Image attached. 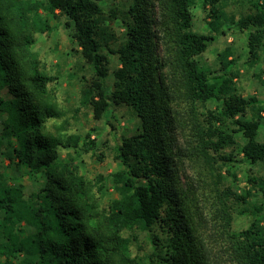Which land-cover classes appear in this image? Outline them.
I'll return each instance as SVG.
<instances>
[{
  "label": "trees",
  "instance_id": "16d2710c",
  "mask_svg": "<svg viewBox=\"0 0 264 264\" xmlns=\"http://www.w3.org/2000/svg\"><path fill=\"white\" fill-rule=\"evenodd\" d=\"M106 1L0 0V149L19 170L42 178L26 196L23 184L0 174V264H264V176L250 174V188L238 193L223 175L236 178L230 168L239 162L238 137L244 162L264 166V105L239 92L231 47L218 54L217 70L200 61L234 26L249 33L247 66L255 68L264 57V1L237 19L225 10L227 0H130L115 17L125 29L120 41L106 23ZM198 4L208 11V34L193 30ZM48 16L65 18L74 52L90 71L82 75L80 107L101 120L112 104L127 106L139 120L116 147L123 169L110 176L116 197L107 202L101 179L61 160V149H94L90 134L48 129L62 115L51 89L58 78L33 50L38 35L55 30ZM108 54L120 62L110 103L102 98ZM187 160L207 170L205 187L224 221L220 231L211 230L198 202V174L182 180ZM256 196L262 201L248 210L251 223L232 229L237 209ZM136 232L147 233V242Z\"/></svg>",
  "mask_w": 264,
  "mask_h": 264
},
{
  "label": "rangeland",
  "instance_id": "374dc122",
  "mask_svg": "<svg viewBox=\"0 0 264 264\" xmlns=\"http://www.w3.org/2000/svg\"><path fill=\"white\" fill-rule=\"evenodd\" d=\"M257 0H227L225 2V10L229 15H235L240 18L243 15L254 12L253 3ZM264 0H261L262 3ZM130 4V0H108L103 3L106 14H111V21L106 22L113 29V33L118 37V40L123 38L125 29L120 20L115 19L120 12ZM194 23L193 30L200 34L209 33V18L208 11L198 4L194 8ZM55 30L49 34L38 35L33 50L39 55L45 70L58 79L51 85L52 92L56 96V101L61 111V118L50 120L48 129L57 132L60 128L66 129L65 134H79L86 137L90 134L91 140L96 144L94 149L86 151V148L78 150L77 153L61 149V160L64 165L77 166L81 173L91 180L101 179L99 185L105 192V200L109 201L116 197L110 176L123 169L120 162L116 161L115 150L117 146L122 144V139L133 134L138 128L139 120L135 111L131 107L111 105L108 112L101 120H95L94 113L91 108L80 107V89L82 75L88 76L90 71L84 67V61L78 53L75 41L71 37L70 30L65 28V18L59 16L54 18L48 16ZM227 34L219 35L209 45L207 51L200 57V61L212 69H219L218 54L231 47L234 54V59L237 62L236 68L241 72V76L237 79V87L239 92L245 97L250 98L255 96L264 105V85L259 77L264 80V57L255 68L247 66L248 60V39L249 33L235 29L234 26L227 27ZM120 41V40H119ZM110 58V73L106 80V89L104 98L110 103L109 98L113 92V70L119 67L118 56L108 54ZM207 107L214 109L215 103H208ZM262 125L259 135V141H264V113L262 114ZM251 114H248V118ZM4 119L0 118V136L3 128ZM239 145L234 149V154L239 161L235 168H230L231 172L236 174V178L227 175L226 170L223 175L226 181L238 193H243L250 188L247 178L253 173L255 176H264V166H250L244 162L243 155L239 152L240 146L244 143L241 137H238ZM185 138H180L178 146L185 145ZM4 149H0V174L8 179L11 184L21 183L25 187L26 196L37 191L42 183V178L39 176L29 175L25 169L19 170L8 157L4 154ZM232 150L227 149V152ZM101 154L104 157H101ZM207 170L203 163H192L186 161L183 182L188 181V177L197 176L200 178L197 196L198 202L203 208L205 215L214 231L215 226L219 231L222 229L223 219L219 213V205L216 204L214 196L208 192L205 187V175ZM188 176V177H187ZM197 177V178H198ZM250 205L243 206L237 209L234 214L232 229L241 230L246 228L252 221V216L249 211L255 205H259L262 201L260 196L252 197ZM249 210L247 214H238V210ZM140 240L147 242V233L136 232ZM138 248L135 245L134 251ZM223 264H233L232 262H224Z\"/></svg>",
  "mask_w": 264,
  "mask_h": 264
}]
</instances>
